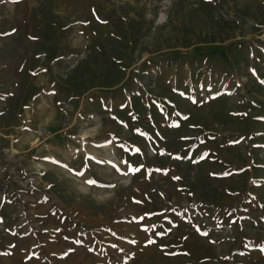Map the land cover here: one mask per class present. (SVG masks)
Masks as SVG:
<instances>
[{
    "label": "rangeland",
    "instance_id": "rangeland-1",
    "mask_svg": "<svg viewBox=\"0 0 264 264\" xmlns=\"http://www.w3.org/2000/svg\"><path fill=\"white\" fill-rule=\"evenodd\" d=\"M262 80L264 0H0V264H264Z\"/></svg>",
    "mask_w": 264,
    "mask_h": 264
},
{
    "label": "snow or ice",
    "instance_id": "snow-or-ice-1",
    "mask_svg": "<svg viewBox=\"0 0 264 264\" xmlns=\"http://www.w3.org/2000/svg\"><path fill=\"white\" fill-rule=\"evenodd\" d=\"M13 31H14V29H13ZM261 83H264V80H262ZM237 87H239V85H237ZM121 123H123V122L121 121ZM111 135H112V133L109 132L105 137L102 138L104 144L112 143V141L110 139V136ZM241 139H243V138H241ZM238 142L239 141H230V143H238ZM96 146L97 147H101L102 145H96ZM77 151H79V149H77ZM135 151L137 153H140L141 149L140 148H136ZM161 151H163V150H161ZM44 159L45 160H50L53 164H56L58 166H61V167L69 170L70 172H72L74 175H77V176L84 175L85 174V171L87 170V166H85L83 169L77 171L75 168H70L69 165H68V163L63 162L61 160H58L55 157L46 156V157H44ZM85 159L88 160L89 162L95 161V163L98 164V165L105 164V163L111 164V167L114 170V172L117 173V174H120V175H127L129 172L136 173V172H139L141 169H143L145 167L143 164H140L138 166H135V165L128 164L127 161H121V163L124 165V167L122 168V167H120L119 164L112 163L111 161L105 162L103 160H97L94 156H91V155H86L85 156ZM193 162H195V161H193ZM125 169H127V171H125ZM157 171H161V169H157ZM163 171L167 172V169H163ZM173 179L178 180L180 178L174 176ZM86 183L89 184V185H91V186H96V187H100V188H114L115 187L114 184H111V183H103L100 180H97L95 178L88 179L86 181ZM189 195H190V193H189ZM133 200L136 203H140V201H136L135 200V197L133 198ZM141 219H142V217H141ZM197 231L198 232H201V234L204 235V236H207L208 235L207 232H202L199 228L197 229ZM149 242H154V241H149ZM78 243H79V241H78ZM132 243H135V241H132Z\"/></svg>",
    "mask_w": 264,
    "mask_h": 264
}]
</instances>
